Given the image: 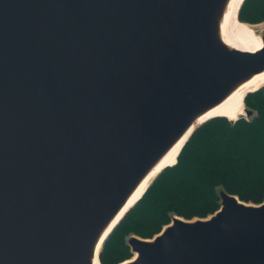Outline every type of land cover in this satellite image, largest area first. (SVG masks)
Masks as SVG:
<instances>
[{
  "label": "water",
  "instance_id": "95a60500",
  "mask_svg": "<svg viewBox=\"0 0 264 264\" xmlns=\"http://www.w3.org/2000/svg\"><path fill=\"white\" fill-rule=\"evenodd\" d=\"M229 1L0 0V264H102L163 156L264 71V30L253 51L224 39ZM218 196L129 235L119 264H264V200Z\"/></svg>",
  "mask_w": 264,
  "mask_h": 264
},
{
  "label": "trees",
  "instance_id": "16d2710c",
  "mask_svg": "<svg viewBox=\"0 0 264 264\" xmlns=\"http://www.w3.org/2000/svg\"><path fill=\"white\" fill-rule=\"evenodd\" d=\"M238 18L264 21V0H244ZM244 103L255 111L250 119L216 116L194 131L177 162L156 177L109 235L99 255L102 264L130 258L126 238H151L172 215L192 219L214 213L220 187L246 202L264 200V86L248 93Z\"/></svg>",
  "mask_w": 264,
  "mask_h": 264
},
{
  "label": "bare ground",
  "instance_id": "6f19581e",
  "mask_svg": "<svg viewBox=\"0 0 264 264\" xmlns=\"http://www.w3.org/2000/svg\"><path fill=\"white\" fill-rule=\"evenodd\" d=\"M241 0H230L227 10L222 21L221 30L222 35L226 42L236 47L245 50H256L261 46V39L258 32L264 30V21L257 24H249L246 22H240L236 16V9L239 6ZM264 85V71L255 74L251 79L244 82L236 90H234L220 105L216 106L209 112H207L201 121L209 116H223L228 120L234 121L241 116L245 115L244 105L242 100L245 94L249 91L257 90ZM184 138L175 144L161 159L158 165L153 169L151 175L147 177L136 189L133 195L128 200L127 205L121 211V213L129 206V204L142 192L149 178L153 177L158 170L164 165H172L175 162L176 155L183 142ZM120 213V214H121Z\"/></svg>",
  "mask_w": 264,
  "mask_h": 264
},
{
  "label": "rangeland",
  "instance_id": "374dc122",
  "mask_svg": "<svg viewBox=\"0 0 264 264\" xmlns=\"http://www.w3.org/2000/svg\"><path fill=\"white\" fill-rule=\"evenodd\" d=\"M252 24V23H251ZM242 117H244V118H247V119H250L252 116H246V115H244V116H242Z\"/></svg>",
  "mask_w": 264,
  "mask_h": 264
}]
</instances>
